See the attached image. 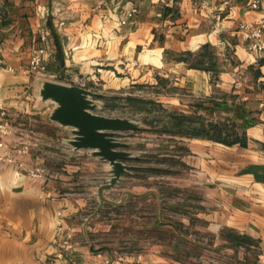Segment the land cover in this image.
Wrapping results in <instances>:
<instances>
[{"label": "crops", "instance_id": "1", "mask_svg": "<svg viewBox=\"0 0 264 264\" xmlns=\"http://www.w3.org/2000/svg\"><path fill=\"white\" fill-rule=\"evenodd\" d=\"M251 2L0 0V124L7 125V132H0V264H163L146 257L112 260L96 252L94 242H89L88 235L103 227L94 220L88 227L89 218L79 217L86 213L96 216L99 211L90 208L95 201L99 204V198L86 174L96 167L112 168L95 156L96 150L70 146L73 130L52 120L56 107L34 111L39 109V99L27 95L26 89L39 81L42 90L46 81L39 75L95 92L92 85L99 79L103 90H116L148 83L157 70L162 77L173 74L174 87L193 101L200 97L212 101L219 95L215 105L225 108L241 99L246 110L235 108L233 120L244 127L240 134L243 146L201 137H173L170 141L167 136L168 143L184 150L182 156L169 157L179 158L190 172L200 169L210 181L218 182L207 191L218 198L214 204L218 210L208 216L211 230L230 229L264 247V55L248 51L246 35L240 30L242 25L263 27L264 39V0L258 10L251 9ZM132 9L136 10L133 19L121 25ZM38 48L50 53L43 61L45 69L26 72L31 50ZM170 54H214L222 70L213 73L185 60H166ZM122 58L126 62L123 69L132 75L117 78ZM104 63L109 67H101ZM204 67L209 66L205 63ZM158 99L162 107L173 106L170 112L195 114L196 108L185 104L180 95ZM92 104L94 114L117 119L98 112L100 100L93 99ZM53 128L59 131L66 152L76 157L67 166L74 169L73 164L77 165L76 183L67 175H48L47 149L33 143L34 138L52 142L47 130ZM122 136L115 141L132 148ZM125 152L139 158L134 151ZM35 171L39 174L32 176ZM188 177L190 185L191 174ZM75 185L79 190H74Z\"/></svg>", "mask_w": 264, "mask_h": 264}, {"label": "rangeland", "instance_id": "2", "mask_svg": "<svg viewBox=\"0 0 264 264\" xmlns=\"http://www.w3.org/2000/svg\"><path fill=\"white\" fill-rule=\"evenodd\" d=\"M123 59L115 72L117 78H125L131 74L123 69L126 64ZM165 59L185 60L200 69L209 68L213 73L222 70L218 67V57L214 54H170ZM106 63L101 67H109ZM205 63L209 67H204ZM39 78L52 82L47 76L39 75ZM151 79L152 84L151 81L137 82L116 90H103V81L100 79L92 85L99 95L97 100L102 103L98 112L130 122L134 127L121 134L132 145V148L126 145L125 150L136 152L139 158L131 157L128 161L130 166L127 165L121 176L123 181H119L120 177L114 182L112 167L109 171L96 167L94 172L86 174L89 175L91 184L97 188L99 198V204L95 201L90 208H97L99 211L96 216L86 213L79 217L89 218L88 227L92 226V220L103 227L99 233L88 235L89 242H94L96 252L105 253L112 260L146 257L150 260L159 259L163 264H264V247L259 241L230 229L218 232L211 230L208 216L218 210L214 205L218 203V198L215 195L212 197L211 192L207 191L211 187H217L218 182L210 181L200 169L190 172L179 158L169 157L182 156L183 147L168 143V137L159 133L163 121L168 120L163 109L170 112L173 111V106L158 105V96L172 98L180 95L185 104L196 108L195 111L192 110L195 112L191 116L192 123L201 126L202 130L211 123H226L228 129L236 131L238 135L244 127L233 120V110L237 107L246 110L245 103L239 99L228 107H217L215 103L219 102V95L212 101L201 97L193 101L188 98V93L179 92L174 87L176 82L173 74L162 77L155 70L151 73ZM87 84L85 82L86 86ZM39 86L38 81L34 88L26 89L27 95L39 99V109L34 111L42 112L56 107L51 100L42 98ZM148 124L157 128L149 130ZM47 134L51 135L52 142L44 143L36 138L32 141L36 147L43 146L47 149L45 169L49 172L48 175L54 178L67 175L76 183L77 165L73 164L74 169L67 168L76 157L66 152L56 128L47 130ZM79 188L74 186V190ZM123 194L125 196L120 200Z\"/></svg>", "mask_w": 264, "mask_h": 264}, {"label": "water", "instance_id": "3", "mask_svg": "<svg viewBox=\"0 0 264 264\" xmlns=\"http://www.w3.org/2000/svg\"><path fill=\"white\" fill-rule=\"evenodd\" d=\"M41 96L56 105L52 120L73 130L70 146L74 150H96L95 156L110 164L113 180L117 181L127 169L123 162L130 161L131 156L125 152L126 145L115 139L132 130V124L94 114L92 100L99 95L78 85L45 82Z\"/></svg>", "mask_w": 264, "mask_h": 264}, {"label": "trees", "instance_id": "4", "mask_svg": "<svg viewBox=\"0 0 264 264\" xmlns=\"http://www.w3.org/2000/svg\"><path fill=\"white\" fill-rule=\"evenodd\" d=\"M216 106L222 107L223 105L219 104ZM163 111L166 112L165 110ZM166 114L168 120L163 121L162 126H160L161 131L159 133L168 136L170 141L173 137H201L224 145H244V137L238 135L236 131L229 130L226 123H211L206 126L204 130H202L201 126L193 125V118L191 116L180 115L175 112H166ZM178 119H181V121H178ZM148 127L149 130L157 128V126H152V124H148Z\"/></svg>", "mask_w": 264, "mask_h": 264}, {"label": "built area", "instance_id": "5", "mask_svg": "<svg viewBox=\"0 0 264 264\" xmlns=\"http://www.w3.org/2000/svg\"><path fill=\"white\" fill-rule=\"evenodd\" d=\"M106 1V0H104ZM263 0H252L250 7L252 10H258L261 8ZM136 14V10L132 9L127 14L125 19L120 21L121 25H125L127 21L132 20L134 15ZM262 28L263 27H256L252 28L249 25H242L240 30L243 31L246 35V39L248 41L247 48L248 51L256 54V55H264V39L262 38ZM50 57V53L45 48H38L31 50V57L28 64V69L26 72L29 73H42L45 69L43 65V61L46 58ZM2 62V58L0 55V63ZM11 70V69H9ZM4 115V113H1ZM0 132L6 133L7 132V125L5 123L0 124ZM0 147L2 144L0 143ZM32 176H37L39 174L38 171L31 172Z\"/></svg>", "mask_w": 264, "mask_h": 264}]
</instances>
